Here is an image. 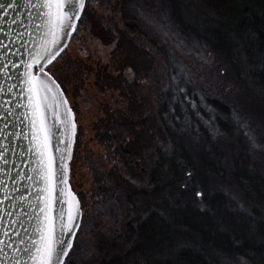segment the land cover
Here are the masks:
<instances>
[{"label": "trees", "instance_id": "1", "mask_svg": "<svg viewBox=\"0 0 264 264\" xmlns=\"http://www.w3.org/2000/svg\"><path fill=\"white\" fill-rule=\"evenodd\" d=\"M93 7L87 0L69 45L106 21ZM112 12L107 34L121 60L96 84L124 95L127 109L107 107L99 121L104 155L78 156L93 204L70 179L82 221L66 264H264V0H117ZM146 16L209 54L216 82L160 35L153 42ZM67 51L47 71L68 98L56 73Z\"/></svg>", "mask_w": 264, "mask_h": 264}, {"label": "snow or ice", "instance_id": "2", "mask_svg": "<svg viewBox=\"0 0 264 264\" xmlns=\"http://www.w3.org/2000/svg\"><path fill=\"white\" fill-rule=\"evenodd\" d=\"M18 7L23 8L27 13V21L24 20L25 12L8 19L10 11L16 12ZM0 9H3L0 13V35L7 37L9 41L14 40L11 30L16 24L24 25L26 34L32 36L31 32H27V27L34 23L38 33L36 37H33L35 40L33 49H28L22 43L21 46L25 48L29 58L19 63L11 61L10 57L15 56L16 52H11L9 45L0 40V53H4L0 56V77L9 80L12 78V72L23 67L21 99L26 102L17 104L15 107L25 109L21 115L29 125V131L25 133L24 138L30 137L29 152L35 157L33 161L35 167L30 169L33 175H28L26 179L36 186V201L39 204L37 206L35 203L28 202L26 197L16 198L17 203L23 207L20 208L19 213H16L15 219H10L8 227H0V237L9 238V240L0 238V264H66V260L71 258L70 253L74 249V239L80 227L79 221L82 215L80 202L68 188V168L63 163L65 157L68 160L71 159L76 125L72 110L67 107V100L63 98L64 93L60 90V85L45 71V68L66 47L61 43L65 35H71L77 30V22L81 20L86 9V0H22L19 4L17 0H8L7 7L0 3ZM32 10H35L36 16L32 15ZM5 24L8 31H4ZM24 34L18 32L16 39H21ZM16 87L15 84H10L6 89L4 84L0 83V96L12 95V90ZM0 109L6 114L0 115V121H5L4 127L0 128V137L4 140L10 136L19 138V134L6 131L9 127L7 118L16 115L12 100H4L0 103ZM49 115L53 121L51 125L48 122ZM57 126L63 129L64 139L60 140V143L66 145L64 149H56V152L61 153L59 168L52 149V139L56 135L54 129ZM0 147H3L0 151V163L7 165L9 162L7 147L2 145ZM0 173L11 178L10 173L5 172L3 168H0ZM191 175L192 173L189 172L188 176L191 177ZM24 179V176H19L17 182H22ZM61 184L65 187L59 188L58 192V186ZM15 190L19 191V189ZM0 191L5 193L4 198L0 199V204L12 199L8 195L9 189L3 185V182H0ZM58 195L61 198L60 202L67 207L61 208L57 214ZM193 197L198 198L202 203L205 192L196 189ZM12 208L13 211L0 209V212H3L0 216V225L4 223L5 217L13 216L16 205L13 204ZM24 208L30 211L25 212ZM21 214L28 216L29 222L34 221L32 233L27 241L19 239L13 243L12 239L20 237L21 233L12 226L24 227ZM24 231L27 233L28 229L24 228Z\"/></svg>", "mask_w": 264, "mask_h": 264}, {"label": "rangeland", "instance_id": "3", "mask_svg": "<svg viewBox=\"0 0 264 264\" xmlns=\"http://www.w3.org/2000/svg\"><path fill=\"white\" fill-rule=\"evenodd\" d=\"M116 1L90 0V4L94 5V12L99 16H105L106 21L100 23L99 27L95 26L89 32L87 30L81 32L79 38L68 45L67 54L56 66L57 76L66 86L68 101L71 107L75 109V116L78 119L77 134L79 132L81 142L76 155L73 153L71 160L73 177L70 175V179L77 193L86 196L87 209L93 204L90 191L94 179L86 163L79 160L78 156L81 155L82 158L90 153H93L96 157L104 155L106 151L97 139L98 123L101 119L106 118L105 109L107 107L112 108L111 111L127 109V99L124 95L113 90L101 94L96 84L98 75L104 66H109V72L115 74L113 67L121 60L120 53H115L117 41L110 42L111 37L107 34V22L114 15L112 9ZM107 10L111 11L110 15H106ZM146 18L148 17L146 16ZM117 20L119 21V27L124 28V23L119 15ZM148 20H150L148 32H151L153 42H159L160 35L195 74L202 76L207 81L216 82L215 76L209 68V54L206 55L203 50L193 49L191 44L189 46L183 45L174 27L165 26L155 17L148 18ZM70 66L73 68L80 67L79 74H75V77ZM132 74V71L127 70L129 78L132 77Z\"/></svg>", "mask_w": 264, "mask_h": 264}, {"label": "water", "instance_id": "4", "mask_svg": "<svg viewBox=\"0 0 264 264\" xmlns=\"http://www.w3.org/2000/svg\"><path fill=\"white\" fill-rule=\"evenodd\" d=\"M17 2H18V4L22 3V0H17ZM0 3L5 4V6L7 7L8 0H0ZM2 12H3V9H0V13H2ZM21 12H25V10L23 8H20V7L17 8L16 12L10 11V15H9L8 19L10 20L12 16H17ZM32 15L36 16L35 10H32ZM24 20L25 21L28 20V16H27L26 12L24 15ZM36 22H38V20ZM79 22H77V28H78ZM4 31H8L7 24H5ZM18 32L25 33L21 39H16V35ZM27 32H31L32 36H29L26 34L24 25L16 24V25H13L12 30H11V35L14 38L13 41H9L7 37L0 35V40H2L4 43L9 45L10 51L16 52L15 56L10 57V59L13 63H19L21 60H27L29 58L27 53L25 52V48L21 46L22 43L24 45H26L28 49H33L35 46V40L33 39V37H36L38 35V33H37V30L35 29L34 23H33V25H30L27 27ZM75 32L71 33V35L66 34L65 38L61 41L62 45H66V47L63 48V51L69 45V43H70L73 35L75 34ZM17 49H19L18 52H17ZM63 51L60 52V54L56 57V59L63 53ZM3 55H4V53H0V56H3ZM50 65H48L45 68L46 72H48L47 68ZM22 72H23V67L21 66L20 69L12 72V78L11 79L5 80L2 77H0V83L4 84L6 89H7L8 85H10V84H15L17 86L16 88H14L12 90V93H13L12 95L0 96V103H3L4 100H6V99L12 100L13 111L16 115L9 116L7 118L6 122L8 123L9 127L6 129V131L19 134V138H17L16 136H10L7 140H4L2 137H0V145L7 147L8 161H9L7 165L0 163V168H3L5 172H9L10 176H11V178H9L8 176H5L3 173H0V182H3V185L9 189L8 195L12 197V199L5 201L4 204H0V209H4L6 211H13L12 205L13 204L16 205L13 216L11 218L5 217V221L2 225H0V227H8L10 219H15L16 213H19L20 208L23 207V205L17 203V201H16L17 197H26L28 202L35 203V204H37V206H39L38 202L36 201V196H37L36 186L34 184H32V182H30L26 179V177L28 175H33L31 173L30 169L35 167V164L33 162L35 160V157L32 155V153L29 152L30 137H29V139L24 138L25 133H27L29 131V125H28V121L25 120L24 117L21 115V113H23L25 111V109L15 107V105H17V104H23L26 102L24 99H21V97L23 95V93H22L23 85L21 84V79H22L21 73ZM48 73L58 83V81L53 77V75L50 72H48ZM60 90L64 93L63 98L67 100V107L71 108V110H72L74 123L76 125L75 136L73 137L74 143L72 144L71 159L68 160L65 157L63 163L66 164L67 168H68V172H67L68 188H70L71 192L75 195L77 200L80 202V199H79L78 195L75 193V191L73 190L71 182H70V175H71L70 162L72 160L74 145L76 142L77 123H76V119H75V113H74L72 107L70 106L68 98H67V96H66V94H65V92L61 86H60ZM0 115H6L5 113H3L2 109H0ZM48 122L50 125L53 122L51 115H49V121ZM4 124H5V121H0V128H3ZM54 131H55L56 135L52 139V149H53L54 155L56 156L57 167L59 168V166L61 164V160H60L61 153L56 152V149L57 148L64 149L66 145L64 143H60V140L64 139L63 129L60 128L59 126H57L54 129ZM2 150H3V147H0V151H2ZM13 161L15 163H13ZM19 176H24L25 179L22 182H17L19 180ZM64 187L65 186L63 184L59 185L58 186V192H59V188H64ZM15 189H19V191H16ZM4 195H5V193L3 191H0V199H3ZM57 201L58 202L56 204V210H57V214H58L61 208L66 209L67 206L60 202L61 198L59 197V195L57 196ZM80 207H81V202H80ZM24 211L29 212L30 210L28 208H24ZM2 215H3V212H0V216H2ZM31 215H35V213H31ZM81 221H82V215H81V219L79 221L80 225H81ZM21 222L23 223L24 227H20L19 225H13L12 226V227L16 228L17 231H19L21 233L20 237H14L12 239L11 242H13V243L18 241L19 239H24L25 241H27L29 235H31V233H32V224H34V221L29 222V217L23 216L21 214ZM24 228L28 229L27 233L24 231ZM79 229H80V227H79ZM79 229L77 230L76 235H77ZM9 230L11 231V229H9ZM57 231L59 232V227L57 228ZM0 238H3L5 240H9L8 237H0ZM75 239H76V236H75ZM75 239H74V242H75Z\"/></svg>", "mask_w": 264, "mask_h": 264}]
</instances>
